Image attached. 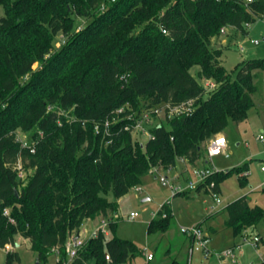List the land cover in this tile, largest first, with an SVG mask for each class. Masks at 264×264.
Returning <instances> with one entry per match:
<instances>
[{"label":"trees","instance_id":"trees-1","mask_svg":"<svg viewBox=\"0 0 264 264\" xmlns=\"http://www.w3.org/2000/svg\"><path fill=\"white\" fill-rule=\"evenodd\" d=\"M0 5V248L15 246L20 235L39 259L55 252L58 264L67 262V243L82 234L87 220L115 214L119 199L151 170H169L178 158L194 165L205 141L229 120H245L255 106L264 59L243 60L230 72L214 45L226 27L246 33L248 24L264 17V0ZM58 33L66 39L56 47ZM194 65L201 67L200 79L190 72ZM203 79L218 88L207 95ZM183 104L190 111L167 119L168 126L153 124L145 143L133 139L145 114L155 119L156 110ZM19 132H31V141L22 143ZM225 175L213 173L206 183L214 181L218 192ZM204 187L196 191L210 192ZM224 209V224L235 234L255 226L264 213L246 195ZM171 212L170 202L164 203L148 234L164 231ZM141 255L133 241L99 234L70 264H85L89 256L98 263L132 264ZM19 259L8 251L6 264Z\"/></svg>","mask_w":264,"mask_h":264},{"label":"rangeland","instance_id":"rangeland-1","mask_svg":"<svg viewBox=\"0 0 264 264\" xmlns=\"http://www.w3.org/2000/svg\"><path fill=\"white\" fill-rule=\"evenodd\" d=\"M4 15V8L0 5V16ZM247 32L235 27H226L215 47L221 48V59L225 68L232 72L236 65L243 60L252 58L264 59V17L256 19L246 27ZM80 30L77 29V31ZM65 36L58 33L55 46L59 47L64 42ZM254 40L260 41L255 44ZM40 66L35 62L34 69ZM201 67H191V74L199 78ZM260 71V70H259ZM257 82L260 81V91L253 95L255 106L248 110L245 120L236 122L229 120L227 127L222 132L227 141L224 152L208 157L207 146L210 140L203 143L202 157L198 160V168L209 167L214 173L223 172L226 175L219 182V197L221 202L216 203L210 192L204 190L191 191L189 196L178 194L173 196L171 185H186L192 174L188 171L190 166L182 159L176 160L175 166L169 170H151L145 174L142 181L133 187L125 196L119 199L118 211L106 217L90 218L86 221L82 232V239L89 240L96 230L106 221L108 223V235L106 239L116 235L123 239H129L138 245L142 252L146 249L153 254L151 264H170L177 260L182 264L189 263V249L191 239L181 231V227L200 225L203 233L208 238L207 247L210 250L208 259L203 252H195L191 264H263L264 255V213L255 226L244 229L235 234L232 228L226 227L224 222L228 218V212L224 208L234 200L247 196L251 206L258 205L264 208V148L258 139L264 130V71H260ZM207 95L216 85L213 80H201ZM208 82L214 84L209 86ZM208 84V86H206ZM119 112V111H118ZM174 111H167L166 107L159 109L156 118L144 116L145 130L135 127L132 132L134 140L145 143L150 137V128L153 124L163 122L169 125L167 119L173 117ZM18 137L22 143L30 142L31 132H19ZM241 169L238 172V169ZM166 177L168 184L161 181ZM140 189V190H139ZM110 200L114 197L108 195ZM144 198H148L143 200ZM170 202L172 215L168 219V226L164 231L148 234V226L156 218L161 206ZM215 207H212V206ZM131 212H137V216L130 217ZM159 216H157L158 218ZM110 223L115 224V230ZM260 241L254 243V237ZM252 242V243H251ZM233 249L235 257H220L217 252ZM8 251H15L19 260L13 264H58V257L51 252L44 259H39L37 253L31 248L30 242L22 236H17L15 246L10 249L0 248V264H6ZM143 262V256L135 259L132 264ZM85 264H111L98 263L94 256H89Z\"/></svg>","mask_w":264,"mask_h":264},{"label":"built area","instance_id":"built-area-1","mask_svg":"<svg viewBox=\"0 0 264 264\" xmlns=\"http://www.w3.org/2000/svg\"><path fill=\"white\" fill-rule=\"evenodd\" d=\"M255 0H246V3H251ZM224 32V29H223ZM260 41L258 40H254V43L257 44ZM209 86L214 87V84L211 82H208ZM208 84H206V86H208ZM191 102H188V106L191 105ZM186 104H183L181 106L178 107H174L171 108L169 106L168 110L174 111L176 114L177 113H181L183 111H190V107H188ZM167 109V108H166ZM119 112L122 111V109L118 110ZM159 111L156 110V114ZM144 116L149 118V114H145ZM143 116V118H145ZM143 118L138 121V123L136 124V128L138 129H144V125H143ZM151 137V135H150ZM258 139L262 142L263 148H264V130H262L261 134L259 135ZM227 148V141L226 138L223 134H217L216 136H214L206 150H207V154L208 157L212 158L215 155H218L222 152H224ZM262 170H264V166H262ZM214 172L212 170H210L209 167H204V168H198L195 167L193 169L192 172V176L189 179L188 184L186 185H179V186H173L171 185V189L173 192V196H176L180 193L183 192H191V191H195L199 185L203 184L206 188H209L211 195L215 198V201L217 204H219L221 202V199L219 197V194L215 191H213V187L215 186V182L211 181L210 183H206L208 178L213 174ZM161 181L163 182V184L167 185L168 184V180L166 177L162 176ZM204 187V188H205ZM140 190V189H139ZM215 207V206H213ZM5 214H8V211L5 210ZM137 216V212H131L130 213V217L134 218ZM167 213L164 212L162 214V217H166ZM105 219V218H104ZM108 227V223L105 221L97 230L96 232L93 234L92 237H97L99 234H103L104 236L108 235L109 232L107 230ZM181 231L183 233H185L190 239H191V247H190V258H189V263L191 264L193 255L195 252H203L204 254V258L208 259V257L210 256V250L207 247V242H208V238L206 237V235L203 233L202 231V227L199 225L196 226H192V227H181ZM74 237V236H73ZM73 237L69 240V242L67 243V256H68V261L64 262L63 264H70L74 258L78 255L79 250L84 246V244L86 243L85 240L82 239V235L80 234L79 238L74 241ZM260 241V238L258 236L254 237V243H258ZM252 243V242H251ZM10 245H6V249H10ZM12 248V247H11ZM217 254L220 257H235V253L233 249H228V250H224V251H220L217 252ZM143 255V262H139V263H135V264H151L152 260L154 259L153 254H151L147 249L142 252Z\"/></svg>","mask_w":264,"mask_h":264},{"label":"crops","instance_id":"crops-1","mask_svg":"<svg viewBox=\"0 0 264 264\" xmlns=\"http://www.w3.org/2000/svg\"><path fill=\"white\" fill-rule=\"evenodd\" d=\"M219 134H222V132L221 133H219ZM191 168H190V170L188 171L190 174H192V172H193V169L195 168V167H197L198 166V164H197V162L194 164V165H192V164H189L185 159H183ZM207 167V166H206ZM219 191H220V189H219ZM219 191L217 192L218 194H219ZM170 206H171V204H170ZM214 206V205H213ZM212 206V207H213ZM172 208V207H171ZM156 218H157V216H156ZM143 255H141L140 257H139V259L142 257ZM189 258H190V249H189Z\"/></svg>","mask_w":264,"mask_h":264},{"label":"water","instance_id":"water-1","mask_svg":"<svg viewBox=\"0 0 264 264\" xmlns=\"http://www.w3.org/2000/svg\"><path fill=\"white\" fill-rule=\"evenodd\" d=\"M146 199H148V198H144L143 200H146ZM79 236H80V234L75 235V236L73 237V240L76 241V240L79 238Z\"/></svg>","mask_w":264,"mask_h":264}]
</instances>
